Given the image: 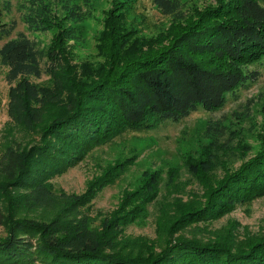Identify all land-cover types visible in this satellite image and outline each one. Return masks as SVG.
<instances>
[{"label":"trees","instance_id":"obj_1","mask_svg":"<svg viewBox=\"0 0 264 264\" xmlns=\"http://www.w3.org/2000/svg\"><path fill=\"white\" fill-rule=\"evenodd\" d=\"M52 1L20 0L29 28H57L44 52L23 34L0 45L8 118L36 140L26 145L6 138L0 147V264H264V236L237 240L231 228H210L264 195V136L232 170L219 162L217 144L164 174L144 170L139 184L123 189L116 206L98 219L84 210L131 160L107 165L80 193L55 189L51 181L126 131L150 130L199 107L215 111L253 81L257 70L249 67L264 60V0H214L185 10L188 0H152L170 18L153 37L137 36L138 24L126 22L135 0H114L96 63L72 62L69 50L74 28L68 22L87 17V9L68 0L56 9ZM14 27L1 31L9 35ZM223 130L220 123L211 128L216 142ZM184 174L200 190L187 200L174 195ZM149 205L156 231L164 234L159 249L153 239L125 233L149 216ZM34 210L46 216L35 218ZM183 229L203 234L184 236Z\"/></svg>","mask_w":264,"mask_h":264},{"label":"rangeland","instance_id":"obj_2","mask_svg":"<svg viewBox=\"0 0 264 264\" xmlns=\"http://www.w3.org/2000/svg\"><path fill=\"white\" fill-rule=\"evenodd\" d=\"M54 1L53 7L59 9L62 0ZM68 1L77 2L82 12L86 9L89 12L87 17L80 21L68 22V25L74 28L72 33L74 38L68 41L72 62H99L102 57L98 54V37L104 29L105 13L112 7L114 0H89L87 6L82 0ZM213 1L188 0L184 10L192 4L204 6ZM21 12L20 0H0V45L10 38L23 34L44 52L57 28L46 31L33 30L23 21ZM125 18L126 22L133 19V25L138 24L135 27L139 37H153L170 23V18L161 14L152 0H135L133 7L125 12ZM12 24L15 27L9 35L2 33V28L8 29ZM249 68L257 70V77L238 89L236 94L229 95L219 109L207 111L199 107L182 119L164 121L150 130L126 131L111 141L93 148L84 160L52 178L54 188L66 193H80L87 181L100 174L107 165L115 160H131L126 171L114 183L105 186L84 210L88 216L98 219L116 206L123 189L132 190L139 184L138 178L144 170L160 171L164 174L170 167L182 166L189 157L199 158L202 154L212 151L216 144L218 149H222L217 155L219 162H224L226 169L237 168L243 159L260 148L264 136V60ZM6 72L7 67L0 66V147L6 138L15 139L26 145L31 144L36 141L35 136L13 126L8 118L9 85L5 77ZM31 79L42 81L46 76ZM217 123L224 126V137L218 142L210 134L211 128ZM226 142L227 147L224 148ZM217 170V174L222 173L220 167ZM180 180L181 191H174V195H178L182 200L190 199L193 191H200L196 182H189L187 174L182 175ZM154 209V205H149V216L139 224L128 225L125 233L153 239L159 249L158 246L164 241V234L156 231ZM30 215L35 218L46 216L43 210H34ZM224 226V229L231 228L237 240L247 235L264 236V195L237 206L232 212L215 221L210 228L218 232ZM181 231L184 232V234L181 232L184 236H192V233L199 236L203 234L192 229Z\"/></svg>","mask_w":264,"mask_h":264}]
</instances>
